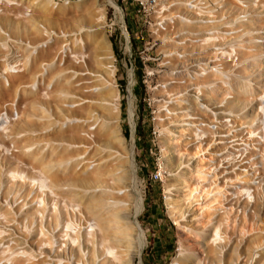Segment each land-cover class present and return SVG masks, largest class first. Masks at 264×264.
<instances>
[{"label":"rangeland","instance_id":"obj_1","mask_svg":"<svg viewBox=\"0 0 264 264\" xmlns=\"http://www.w3.org/2000/svg\"><path fill=\"white\" fill-rule=\"evenodd\" d=\"M38 1L0 0V212L6 209L13 216L10 219L6 213L12 222L6 218L5 223H0L6 232L3 242L39 255L42 261L37 264H55L57 259L63 264H113L106 262L107 259L104 263L101 252L90 243H81L80 238L79 246L70 252L54 237L57 231L54 220L60 217L57 210L53 213L51 192L90 196L105 190L107 194L101 198L104 209L111 205V209L117 208L122 224L129 228L134 224L145 235L144 245L129 264H264V181L256 189L258 194L251 209L242 210L243 203H234L237 195L225 201L224 193L222 208L213 203L212 211H207L195 205L198 190L194 198L181 199L183 216L172 215L167 206L178 198L172 185L180 187V192L195 186L198 189L199 179L194 173L198 170L197 164L208 168L210 162H215L207 154L229 156L226 159L229 161L233 154L236 156L235 150L243 147L249 133L252 137L245 142L256 152L260 151V155L264 154L262 141L253 134L261 132L264 122L259 114L264 112L260 109L264 105L260 97L264 91V0H222L221 3L218 0H157L156 8L147 17L150 23L143 26L140 42H133L140 27L135 25L130 31L127 26V20L131 21L134 14L133 0H50L48 5L53 10L70 8L72 28L66 32L64 19H44L34 10L33 4ZM84 3L88 4V16L81 7ZM100 9L104 22L97 26L95 20ZM84 17L86 22H81ZM97 27H102L111 52L109 55L108 51H99L97 58L113 59L104 63L115 71L118 144L108 142L103 134L104 126L113 120L109 108L115 102L101 100L96 93L104 87L103 80L109 81L107 73L94 63L96 59L87 68L79 57L76 61L68 57L74 66L49 75L54 64L62 67L63 58L59 62L57 53L51 61L39 59L31 67V73L24 75L32 57L53 39L76 36L85 39L86 33ZM211 35L215 37L207 38ZM214 38L219 41L210 42ZM217 46L231 59L227 60ZM136 58L142 63L140 82ZM63 74L69 76L67 81H61ZM59 81L66 85L72 83L71 89L62 91ZM38 85L42 98L51 89L49 102L37 96L26 102L25 97L33 95ZM88 85L91 88H85ZM71 113H76V119L68 121ZM221 117H227L229 123ZM75 124H83L80 130L84 131L73 134L80 140L45 136L50 131L57 134L60 129L65 130L63 134L68 133ZM123 129L127 130V137ZM228 129L229 133L238 130L239 136L220 137L228 135ZM210 139L216 141L208 142ZM199 141L207 143V154L202 156L197 153ZM51 147L75 150L69 158H48L45 166L57 174L66 173L74 166L85 174L105 162L121 163L116 171L122 172V182L117 185L121 190L100 184L76 187L67 179L45 180L50 186L46 191L48 208L42 213L38 208L35 213V202L31 201V194L27 195L24 183L9 180L7 172L19 170L30 177L27 172L38 169L32 167L33 161L26 154L33 152L38 158L49 153ZM163 148L167 152H162ZM129 153L132 158L127 163ZM247 161L244 159L243 163ZM224 162L223 165H229ZM257 162L250 171L254 167L264 171L263 156H258ZM223 169L231 171L234 167ZM217 170H220L218 166ZM154 171L160 174L161 180L150 179ZM204 173L207 182L216 174L221 183L223 174L219 171ZM249 174L252 176L254 172ZM229 176L232 175H226ZM62 177L65 176L62 174ZM257 177L255 174L253 188L258 184ZM183 183L186 188L182 187ZM116 192L120 195L117 204L111 198ZM137 195L142 199V210L135 214ZM56 204L64 213L59 205L60 197ZM217 222L224 238L214 244L209 241V234ZM41 226L44 236L40 233ZM131 234L132 243L134 231ZM51 238L55 241L45 248ZM60 243L59 248L56 245ZM177 245L180 249L175 252ZM125 249L130 254L132 247H120Z\"/></svg>","mask_w":264,"mask_h":264},{"label":"bare ground","instance_id":"obj_2","mask_svg":"<svg viewBox=\"0 0 264 264\" xmlns=\"http://www.w3.org/2000/svg\"><path fill=\"white\" fill-rule=\"evenodd\" d=\"M49 1L50 0H39L35 4L32 3L34 6V10L40 13L44 19H49V18L64 19L63 30L64 32L69 31L72 28V24L69 21V19L72 18V14H70V8L59 7L58 9L53 10L48 5ZM28 2H32V0H28ZM218 2L221 3L222 0H218ZM81 7L84 13L86 14V16H88L90 14L87 8L88 4L84 3L81 5ZM9 8L14 10L16 9V7L14 6H9ZM98 13L99 14H97V18L95 20L97 26L98 24H102L104 22L103 10L100 9ZM81 22H86L85 17L84 19L81 20ZM210 37H215V36L214 35L207 36V38ZM212 41L214 42L219 41V39L214 38L210 42ZM108 48L109 46L105 39V35L103 34L102 27H97L91 31H88L85 35V39H82L81 37L79 38L77 36L69 39L55 38L51 42L46 44L45 48L38 52V55L32 57V62L30 63V66L26 69L24 75L28 76L31 73V69H32L31 67L32 66L35 67L39 59L46 58L51 61L55 58L57 53H58V57L60 56L58 60L59 62L63 58L62 67H59L56 64H54L53 68L49 69L48 72L49 75H52L54 73H59L65 69H68V67L74 66V64L68 59V57L73 58L75 61L79 57L81 59L80 61H82L83 66L87 68L88 66L91 67V61L93 59H96L94 63L97 64V66H100L101 69H103L109 77V81L103 80V82L105 83L104 87L98 89L96 93L97 95H99V97H101V100L109 99L110 102H115L114 106L111 109L109 108V115L112 116L111 118L113 120L104 126L103 134L104 136H106L108 142L118 144L119 143L118 140L120 139L118 137V135L120 134V127L118 126V122H117L119 110H118V106H115L117 105V100H118L117 91L115 88L116 86L114 85L115 71L112 68V66H107L104 63L105 61H113V59L112 57L97 58V52L103 50L105 52L108 51V54L110 55L111 52H109ZM217 50L223 51L224 49L221 48L220 46H217ZM222 54L226 55L227 60L231 59L230 57H228V54L225 51H223ZM68 78H69L68 75L63 74L61 76V81L62 80L67 81ZM61 81H59V83L62 85L61 90L66 92L69 91L71 89L70 86L72 83H67L68 85H66V84H62ZM91 86L92 85H88L85 88H91ZM39 91H40V86L38 85L36 92L31 96L25 97V101L31 102L35 99L34 97L37 96L36 97L37 99L42 100L44 102H49L51 89L44 93L45 95L44 98L40 96ZM260 97H263V102H264V91L260 94ZM105 105L108 106L110 104H105ZM260 109L261 111H264V105L263 106L261 105ZM259 114L262 116L264 120V112L263 113L259 112ZM204 116L206 118L208 117L206 115ZM70 119L75 120L76 113H71L70 118L67 117L68 121ZM221 119H224L226 124L229 123L227 117H221ZM82 125L79 124L71 125V129L68 131V133L65 134H63L65 130L60 129L57 134L54 131H50L46 133L45 136L49 139L53 138V139L63 140L65 138H71L73 140L78 138V140H80L79 137H76L73 134L78 133L80 131H84V130H80L82 128ZM262 126L263 127L261 128V132L259 131L253 134H256V137L259 136V140L262 141L263 149L261 153L263 154L264 153V122L262 123ZM227 132L228 135H224L220 137H225L230 139L231 137L234 138L236 136H239L238 130H234L232 131V133H229L230 129H228ZM250 134L252 133H249V136H246L245 140L243 141L244 142L243 147H241V149L239 148L235 150L236 156L233 154L232 159H230L229 161H226V159H229V156H221V155L219 156L215 153L207 154L206 153V150L208 149L207 143L202 144L200 141L197 142L196 145L198 148L197 153L200 156H202L203 154H207L212 159H215V162H210L211 165L208 168H205V166L202 165L200 166L197 164L198 170L196 168L194 173L199 179L200 185L198 186V189L197 186H195L192 187L191 189L190 188L186 189V192H180L178 191L180 187H176L172 185L173 186L172 190L177 191L176 194L178 198L175 200L173 199V203H167L169 212L172 213V215L178 213L179 216H183V212L180 208L181 199L192 198L193 196H195L196 190H198L199 194H197L198 197L194 199L195 205L196 206L200 205L199 207H202L207 211L208 210L212 211L211 207L213 203H215V206L222 208L224 204L221 201V197L223 196L224 193H226L225 201L228 200L227 197H231V196L234 197V195H237L236 199L238 201L236 200L234 203H239V204L243 203L242 210H245L246 208L251 209V207L254 204V197L255 195L258 194V191H256V189L260 188L262 181H264V171H262L261 167H259V169L254 167L252 171H250V169L251 167L256 166V164L258 163L257 162L258 156H263V161H264V154L260 155V151L256 152L252 148L251 144H247L245 142V141H249V138L252 137L250 136ZM25 139H28V137H26ZM179 141L180 140L176 139V142ZM214 141H216V139L215 140L210 139L208 142H214ZM26 145L27 144H25L24 146ZM73 151L75 150L68 151L64 148H61L60 150H56V148L51 147L49 153L41 154V156L38 158H36L35 153L33 152L28 153L26 154L27 157L33 161L32 167L38 169V171L36 170L28 171L27 173L30 175V177H27L26 174H24L25 172L23 173L22 171L19 170H9L7 172L8 175L7 177L11 181L24 183L25 187L28 189L27 195L31 194L30 199L31 201L35 202V204L33 205L34 210L36 209L38 210V208H40L39 211H41V213L44 212L46 208H48L46 191L47 188H50V186H47L45 180L57 182L62 179L64 180L67 179L70 185L76 187L83 186L84 184H93L96 187L100 184L101 186L104 187L115 188L117 191L121 190L120 185L117 186L120 183V181L122 182L121 179L123 177L121 174L122 172L116 173V171H118V165L121 164L118 162L114 164H110L107 162L99 164L94 170L88 172L86 171L85 174H81L79 170H76L74 168L75 166L69 167L66 173L62 172L61 174H57L56 172H50L49 169L45 166L48 158H51V160H53L54 157L56 160L69 158L70 155L73 154ZM162 152H167V148H163ZM166 157L167 155L165 156V158ZM131 158L132 156L129 153V158L127 159L128 161L127 163L131 162ZM236 159L238 161H234V162L232 161ZM244 159H247L248 161L243 163ZM223 162L229 165L225 166L223 165ZM213 165L214 167L211 168V166ZM217 166L219 167L220 170H217ZM236 166L238 167V170L235 169ZM232 167H234L233 170H231ZM223 168L230 169L231 171H225ZM206 171L207 172L219 171V174L222 173L223 175H222L221 183L217 181L216 174H214V178L212 181L207 182L206 173H204ZM249 172H254V174L250 176ZM62 174L65 177H62ZM228 174H231L232 176L226 177V175ZM255 174L258 175L257 179H259V181L257 182L258 184H256L253 188L252 181L254 180ZM227 183H230V185L227 186ZM235 184H238V186H236ZM182 187L186 188V186L184 187V183ZM251 188H253L252 192L250 191ZM51 193H52L51 200H52L53 213L56 212L57 210L60 217L59 218L60 221L58 220V218H55L54 220L55 221L54 226H56L57 228L56 229L57 231H55L56 235H54V237L57 236V239L59 238V240L63 242V245L62 243H60L56 246L60 248V246L62 245V247H67L68 250L70 249L72 250L73 247L76 248V246H79V241L81 240V243L83 242H85V244L90 243L91 246L95 247L94 249H96V251L99 250L101 252L100 255L103 258V262L104 259H107V261L105 260L106 262H113V264H129L133 262L134 255L139 253L141 247L144 245L145 235L141 230L136 228L134 224L130 228L127 227V225L122 224L121 218L118 217V214L116 212L118 211L117 208L114 209L115 208L114 207L113 209H111L112 208L111 205V208L107 206V209H104L106 207L103 206L104 204L103 205L101 204L103 202L101 198L103 195L107 194L105 190L102 191L100 190L96 194L90 196H86L85 194H80V193L73 194L71 192L63 195L62 193H55V192H51ZM59 197L61 199V204L59 205H61V207L64 208L63 209L64 213H62V211H60V209L57 208L56 206ZM73 197H76V199L75 200L72 199ZM111 198L114 201L116 200L115 201L116 204L117 202L120 201L119 200L120 195H118L117 192L112 193ZM252 199L253 201H251ZM134 207L136 210L135 214H138L142 210V199L138 195L134 200ZM83 209H86L87 212L84 213ZM37 210L35 211V213L37 212ZM7 211L8 210L5 209V212L4 211L0 212V223H5L6 218L8 220L13 219L11 218L12 216L11 213L9 215ZM6 213L8 214V216H10V219L6 217ZM219 227H220L219 222H217V224L213 226V229L209 234V241L211 243L216 244L223 240L224 236L221 235L220 232L221 230H219ZM41 228L42 226L40 227V233L41 235L44 236V232L41 231ZM4 230L1 229L0 227V243L1 241L3 242V235L5 232ZM136 230H138V232ZM133 231H134V237H132L133 242L131 243L130 241L131 238L129 237V235H132L131 233ZM53 241L55 240L51 238L48 242L46 241L47 245L43 244L44 242L41 244L46 245L44 246L46 248L51 246V243ZM6 244L3 242L0 245V261L4 260L3 264H6V261H8L9 264H37L42 261L41 258L37 257L39 255L35 253H31L30 251L25 250L23 248H22L23 250L20 248L21 249L20 251L19 248H16L14 244L11 245H8L9 243L7 245ZM121 246L132 247L130 254H129V250L126 249L120 250ZM53 263L63 264V262H61V259H57Z\"/></svg>","mask_w":264,"mask_h":264},{"label":"built area","instance_id":"obj_3","mask_svg":"<svg viewBox=\"0 0 264 264\" xmlns=\"http://www.w3.org/2000/svg\"><path fill=\"white\" fill-rule=\"evenodd\" d=\"M134 1V14L132 16V20H127V26L129 27L130 31H132L135 25H138L140 28L138 29L137 33L134 34L136 36L133 42L137 40L143 39V26H145L146 22H148L147 17L150 15L152 11L156 8V1L157 0H133ZM144 17V19H142ZM130 22V23H128ZM150 23V22H148ZM161 28V27H159ZM136 44V43H135ZM150 179L153 181L161 180L160 174L157 171L150 173ZM178 245L175 247V252L179 251Z\"/></svg>","mask_w":264,"mask_h":264},{"label":"trees","instance_id":"obj_4","mask_svg":"<svg viewBox=\"0 0 264 264\" xmlns=\"http://www.w3.org/2000/svg\"><path fill=\"white\" fill-rule=\"evenodd\" d=\"M112 48H113V50H114V46L112 45ZM135 64H137V66H138V81L140 82L141 81V79H140V77L141 76H139L140 74H139V72H141V68H142V63H141V61L139 60V59H135ZM122 133H123V135L125 136V137H127L128 136V132H127V130L126 129H123V131H122ZM140 140V139H139ZM136 143H137V139H136Z\"/></svg>","mask_w":264,"mask_h":264},{"label":"water","instance_id":"obj_5","mask_svg":"<svg viewBox=\"0 0 264 264\" xmlns=\"http://www.w3.org/2000/svg\"><path fill=\"white\" fill-rule=\"evenodd\" d=\"M124 25H125V21H124Z\"/></svg>","mask_w":264,"mask_h":264}]
</instances>
